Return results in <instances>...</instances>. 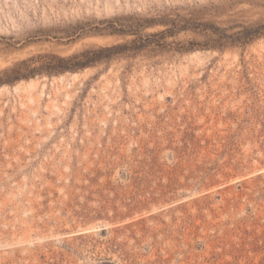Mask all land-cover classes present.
I'll return each instance as SVG.
<instances>
[{
    "label": "rangeland",
    "instance_id": "obj_1",
    "mask_svg": "<svg viewBox=\"0 0 264 264\" xmlns=\"http://www.w3.org/2000/svg\"><path fill=\"white\" fill-rule=\"evenodd\" d=\"M0 264H264V0H0Z\"/></svg>",
    "mask_w": 264,
    "mask_h": 264
}]
</instances>
